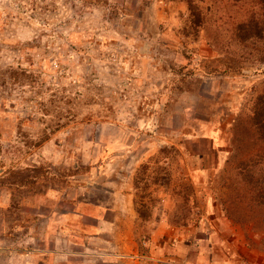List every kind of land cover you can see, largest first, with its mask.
<instances>
[{"label": "rangeland", "instance_id": "374dc122", "mask_svg": "<svg viewBox=\"0 0 264 264\" xmlns=\"http://www.w3.org/2000/svg\"><path fill=\"white\" fill-rule=\"evenodd\" d=\"M260 19L256 0H0V264L264 256L240 174L262 166ZM182 53L243 69L182 84Z\"/></svg>", "mask_w": 264, "mask_h": 264}, {"label": "trees", "instance_id": "16d2710c", "mask_svg": "<svg viewBox=\"0 0 264 264\" xmlns=\"http://www.w3.org/2000/svg\"><path fill=\"white\" fill-rule=\"evenodd\" d=\"M240 1V0H234ZM256 5L258 6L261 12V19L257 22L256 20H252L250 23H247L244 26L248 28L249 31H255L257 33H264V0H256ZM188 12L191 19L192 27L200 26V15L196 10V6L193 5L190 1L187 3ZM183 59L187 60V64L184 67H181L177 72L173 69L172 72L175 76L181 75L178 80L182 84H186L192 80V75L195 72H202L207 75H223L228 73L229 71L237 70L240 71L241 68L240 63H234L227 58H210L207 56H201L196 59L195 55H186V53H182ZM193 60L191 61V57ZM251 118V124L253 128V133L258 140H263L264 142V96H261L256 107L253 109ZM257 140V141H258ZM256 141V142H257ZM255 142V143H256ZM258 157L262 161V166L258 169L244 166L245 168L240 171L242 175V184L245 189V195L247 197L248 203L250 204L249 209H256L261 215L258 218H254V216L249 215V218H245L248 223L255 221V225L259 227V231L264 234V148L260 149L256 152ZM250 157V156H249ZM241 160L242 162H247L250 158ZM137 216L141 220H146L149 217V214L145 212L142 208L135 209ZM244 218H240V220L245 222ZM256 219V220H254ZM252 220V221H251ZM264 240V238H263Z\"/></svg>", "mask_w": 264, "mask_h": 264}, {"label": "crops", "instance_id": "0c3cea01", "mask_svg": "<svg viewBox=\"0 0 264 264\" xmlns=\"http://www.w3.org/2000/svg\"><path fill=\"white\" fill-rule=\"evenodd\" d=\"M249 255L246 258V261L248 264H264V256L259 254L257 251L249 250Z\"/></svg>", "mask_w": 264, "mask_h": 264}]
</instances>
